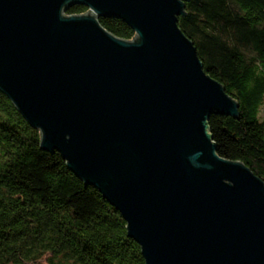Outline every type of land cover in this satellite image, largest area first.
<instances>
[{"label":"water","instance_id":"obj_1","mask_svg":"<svg viewBox=\"0 0 264 264\" xmlns=\"http://www.w3.org/2000/svg\"><path fill=\"white\" fill-rule=\"evenodd\" d=\"M189 1L0 0V90L120 211L146 264H264V181L217 152L208 119L239 104L178 26Z\"/></svg>","mask_w":264,"mask_h":264},{"label":"trees","instance_id":"obj_2","mask_svg":"<svg viewBox=\"0 0 264 264\" xmlns=\"http://www.w3.org/2000/svg\"><path fill=\"white\" fill-rule=\"evenodd\" d=\"M88 11L82 4L67 14ZM133 40L122 19L101 17ZM178 26L204 70L239 104L238 118L213 113L218 154L264 181V0H190ZM123 215L87 185L0 90V264H146Z\"/></svg>","mask_w":264,"mask_h":264},{"label":"rangeland","instance_id":"obj_3","mask_svg":"<svg viewBox=\"0 0 264 264\" xmlns=\"http://www.w3.org/2000/svg\"><path fill=\"white\" fill-rule=\"evenodd\" d=\"M263 110H264V108H263Z\"/></svg>","mask_w":264,"mask_h":264}]
</instances>
